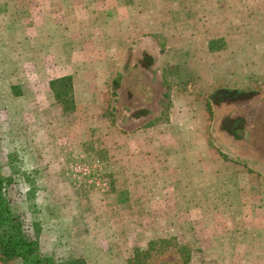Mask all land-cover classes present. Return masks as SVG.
Masks as SVG:
<instances>
[{
    "label": "rangeland",
    "instance_id": "rangeland-1",
    "mask_svg": "<svg viewBox=\"0 0 264 264\" xmlns=\"http://www.w3.org/2000/svg\"><path fill=\"white\" fill-rule=\"evenodd\" d=\"M126 1L0 0V172L15 215L57 261L264 264V0ZM67 74L66 111L50 82ZM182 97L226 181L194 179V134L172 130Z\"/></svg>",
    "mask_w": 264,
    "mask_h": 264
},
{
    "label": "trees",
    "instance_id": "trees-1",
    "mask_svg": "<svg viewBox=\"0 0 264 264\" xmlns=\"http://www.w3.org/2000/svg\"><path fill=\"white\" fill-rule=\"evenodd\" d=\"M50 87L57 102L66 111L72 109L75 100L73 78L64 76L54 79ZM8 183L9 179L0 172V259L5 262L20 259L23 264H87L84 259L57 261L41 252L40 244L27 235L23 222L15 215L5 191Z\"/></svg>",
    "mask_w": 264,
    "mask_h": 264
},
{
    "label": "crops",
    "instance_id": "crops-1",
    "mask_svg": "<svg viewBox=\"0 0 264 264\" xmlns=\"http://www.w3.org/2000/svg\"><path fill=\"white\" fill-rule=\"evenodd\" d=\"M125 6H126L125 9L126 8L132 9V7H135V9H137V4L135 3V0H127ZM166 18L167 17L163 18L162 20H159L160 27L162 26V22ZM117 20H119V26H120V24L122 23V20H123L122 15L119 16L117 18ZM143 29H144V33H146L145 31L148 29V27H145ZM121 30H122V28L119 31H121ZM121 36H122V33L119 32V37H121ZM64 76H71L72 77V74H67ZM64 76H62V77H64ZM59 78H61V77H59ZM73 84H74V79H73ZM74 96H75V85H74ZM180 100L183 101V97L180 99H177V101L173 103L174 114H172V115L175 117H180V116L184 117L185 116V117H187V119L180 122V124L179 123L176 124L175 125L176 128L172 129V130L177 131L178 134H184V133H193L194 134L193 145H192L193 146L192 157H193L194 166L196 168L198 167L197 169L199 170V173L195 175L197 177H195L194 179L201 181L202 178L205 177V179H206V177H207V179H209L210 181H216V180L220 179L221 176H225V178H223V180L226 181L227 176L230 175L228 172V168H227L228 166H227L226 162L222 163V161H220V160L218 162H216V160H214L213 150H212V147H211L209 140H208L209 136L208 135L207 136L202 135L201 130H199L201 128V126H200V124L197 123V118H196L197 115L195 113H193L194 112L193 109H196V105H197V103L195 102V99H193L192 97H185V100L183 102H181ZM192 101H193V104H192ZM191 111H193V112L191 113ZM192 117H194V119H193L194 126L190 120V118H192ZM198 117L200 118V116H198ZM170 126L171 125H167L166 127L170 128ZM182 144L187 145L186 142H182ZM183 150L185 151V148ZM190 155H191V153H190ZM217 164H219V166L224 164V172H220V170H217V166H216ZM209 169L211 170V172ZM197 207L199 208L200 211H208L209 210L206 205L203 206L202 202ZM210 207H211V204H210ZM218 210H219V208L217 206H213V208L210 209V211H215V212H218ZM225 210L227 211L228 209L226 208ZM254 210H258L257 206H254ZM228 224H229V226L232 224L235 225V221L228 222ZM218 242H219L218 240L216 242H213L214 246H217ZM211 251L212 250H210V252ZM247 253H248V251L243 256H241V258L244 259L245 255ZM197 255H199L200 259H202L201 257L203 255V253L199 252V253H197ZM227 257H226V259H227ZM224 258H225V255H219L218 252L215 251V252H211L209 256H205L204 259H208L210 262V261H220V260H223ZM248 258L249 257H247V259ZM234 260H237V259H234Z\"/></svg>",
    "mask_w": 264,
    "mask_h": 264
}]
</instances>
